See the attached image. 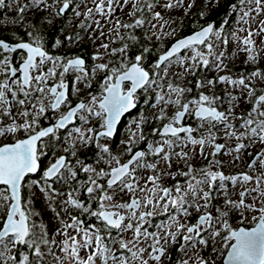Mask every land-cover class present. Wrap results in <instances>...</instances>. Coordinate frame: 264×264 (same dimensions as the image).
I'll return each mask as SVG.
<instances>
[{
	"label": "snow or ice",
	"instance_id": "snow-or-ice-1",
	"mask_svg": "<svg viewBox=\"0 0 264 264\" xmlns=\"http://www.w3.org/2000/svg\"><path fill=\"white\" fill-rule=\"evenodd\" d=\"M220 3L165 47L196 0H0L23 27L0 33V264H264V68L229 67L264 60V0L231 3L236 28L205 19ZM85 37L90 66L49 51Z\"/></svg>",
	"mask_w": 264,
	"mask_h": 264
},
{
	"label": "flooded vegetation",
	"instance_id": "flooded-vegetation-1",
	"mask_svg": "<svg viewBox=\"0 0 264 264\" xmlns=\"http://www.w3.org/2000/svg\"><path fill=\"white\" fill-rule=\"evenodd\" d=\"M203 2V1H202ZM201 2V3H202ZM7 3V0H6ZM199 3V4H201ZM198 13L194 12L191 16L190 19H188V21H185L187 19L188 16H181L183 17V26L178 30L177 35H181L180 37H183L185 35H188L190 33H192L193 31L197 30H193L191 32L188 33H184V29L183 27L186 26L188 23H191V18L194 16H198ZM174 18L171 17L172 19H176L177 23H179L180 18ZM14 18V9L13 10H8V9H0V33H3L6 37H10L12 35V32L15 30L17 31L18 34H23V27L20 25H15L13 23H11V20ZM39 17H37L38 19ZM122 20L128 21V17L127 18H123V17H119ZM29 19H32V17L30 16ZM68 19H71V14H69ZM210 22H214V21H210ZM27 23V22H25ZM177 25H172V27H176ZM67 27L69 31H75L74 28H72L71 26H69L67 24V21L65 20V18L60 17V18H56L53 22L52 25L50 26H45V31H46V39L48 40L49 43H51V41L56 38L57 36H62L64 34L63 29ZM167 31V29H166ZM140 33V30H137V34ZM176 37H172V38H167L163 41V44L165 47H168L171 45V43L174 41ZM107 42V41H106ZM100 43V41H97V45ZM159 42L153 40L152 45H157ZM150 45V46H152ZM113 46H117V45H113ZM96 45H93L92 42L90 40L87 39V37H85V41L79 45V46H70L67 49H58L55 46L51 47L49 49V51L52 54H58V55H64L65 53H67L68 55H76L79 54L82 57H84L86 60H88V64L90 66L91 61L88 59L90 57V55L93 53L94 49H95ZM162 48L157 47L156 52L162 51ZM156 53H153V58L155 57ZM141 100H143V96H141ZM243 108H248V105H242ZM145 109V105L144 104H140L139 106V110L141 112H143ZM137 117V112L136 110H133L131 113L126 114L125 117L122 118V124L120 127V132H119V137L116 141H113V144L115 146V149L118 151L119 148L121 147L119 145V140L120 139H126V134H127V125H129L131 123V121L133 119H136ZM49 123V121H42V124H44L45 126H47V124ZM21 136L23 135L22 133L20 134ZM7 142L5 141L3 138H0V143H4ZM222 142V141H221ZM82 155H85V153H82ZM88 158H89V162H92L94 160V155L91 151H89L87 153ZM51 159V157H42V164L44 167L47 166V164L49 163V160ZM223 159L227 160L228 157H223ZM250 159L248 157H246L245 163H242L239 165V167H233L232 169H228V171H240L241 169L246 167V163L247 160ZM39 173H37V176L34 178H38L39 177ZM168 183H171V181H168ZM37 204V201H36ZM234 223H238V218H234L233 220Z\"/></svg>",
	"mask_w": 264,
	"mask_h": 264
},
{
	"label": "trees",
	"instance_id": "trees-1",
	"mask_svg": "<svg viewBox=\"0 0 264 264\" xmlns=\"http://www.w3.org/2000/svg\"><path fill=\"white\" fill-rule=\"evenodd\" d=\"M235 2V0H221V3L218 6H215L213 8H208L207 15L205 17L206 20L214 21L215 23H218L222 20L229 19L230 20V28H233L234 22L238 19L237 16H233L231 14V10L229 8V5L231 3ZM205 3V0L200 4V6L197 8L196 13H199L200 10L203 8ZM198 23H204V20H201L199 16H194L191 18V23H188L186 26L183 27L184 33L191 32L195 29H197ZM223 26V25H221ZM181 35H177V37H180ZM254 66H241L238 67L239 71H251Z\"/></svg>",
	"mask_w": 264,
	"mask_h": 264
},
{
	"label": "rangeland",
	"instance_id": "rangeland-1",
	"mask_svg": "<svg viewBox=\"0 0 264 264\" xmlns=\"http://www.w3.org/2000/svg\"><path fill=\"white\" fill-rule=\"evenodd\" d=\"M202 1H203V0H196V5H195V7L192 9V11H191L189 17H187V19H186L185 21H188V19H190V16H191L194 12H196L197 8L200 6L199 3H201ZM208 8H213V6H212V5H209ZM124 11L127 12V11H128V8H125ZM183 14H184V13H183V10H176V11L171 12V13L168 14V15H170L171 17H174V18H179V17L183 16ZM116 15H117L118 17L127 18L126 15H124L123 13H121V12H119V11H117ZM238 26H239V25H237V23H236V21H235V22H234V26H233V28H236V27H238ZM105 31H107V29H105ZM97 34H98V33H97ZM168 38L170 39V38H172V37H168ZM235 47H236V46H235L234 44H230V45L228 46V51H229V52H232V51L235 49ZM262 55H264V53H262ZM243 61H244V54H240V55H239L237 58H235V59L233 60V62L229 65V67L232 69V71H233L234 74L240 72L239 69H238V67H241V66L245 65V64L243 63ZM248 66L251 67V66H254V65H248ZM254 67H261V68H264V60H261L260 64H259V65H255ZM36 207H37V208H41V207H42V202H41L40 200H37ZM50 215H51L50 213H45V219L47 220V219L49 218Z\"/></svg>",
	"mask_w": 264,
	"mask_h": 264
},
{
	"label": "water",
	"instance_id": "water-1",
	"mask_svg": "<svg viewBox=\"0 0 264 264\" xmlns=\"http://www.w3.org/2000/svg\"><path fill=\"white\" fill-rule=\"evenodd\" d=\"M212 23H215V22H212ZM196 31V30H195ZM194 33V31L192 32V33H190V34H188V35H191V34H193ZM188 35H185V36H183V37H186V36H188Z\"/></svg>",
	"mask_w": 264,
	"mask_h": 264
}]
</instances>
